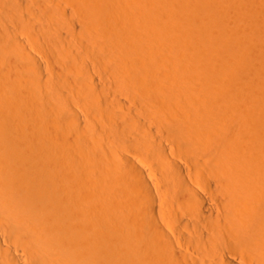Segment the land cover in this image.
I'll return each mask as SVG.
<instances>
[{
	"label": "bare ground",
	"instance_id": "obj_1",
	"mask_svg": "<svg viewBox=\"0 0 264 264\" xmlns=\"http://www.w3.org/2000/svg\"><path fill=\"white\" fill-rule=\"evenodd\" d=\"M0 264H264V0H0Z\"/></svg>",
	"mask_w": 264,
	"mask_h": 264
}]
</instances>
